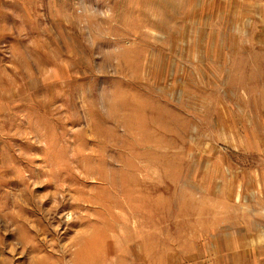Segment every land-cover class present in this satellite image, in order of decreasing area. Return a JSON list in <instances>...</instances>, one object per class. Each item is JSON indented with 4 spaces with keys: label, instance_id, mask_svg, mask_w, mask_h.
Returning a JSON list of instances; mask_svg holds the SVG:
<instances>
[{
    "label": "rangeland",
    "instance_id": "1",
    "mask_svg": "<svg viewBox=\"0 0 264 264\" xmlns=\"http://www.w3.org/2000/svg\"><path fill=\"white\" fill-rule=\"evenodd\" d=\"M263 210L264 0H0V264H244Z\"/></svg>",
    "mask_w": 264,
    "mask_h": 264
},
{
    "label": "crops",
    "instance_id": "2",
    "mask_svg": "<svg viewBox=\"0 0 264 264\" xmlns=\"http://www.w3.org/2000/svg\"><path fill=\"white\" fill-rule=\"evenodd\" d=\"M264 211V210H263ZM248 220L247 222L243 224H238L239 228H237V231L240 233L242 236H238V234H235V237L240 240H244L246 242L250 241H255L254 245L253 242L250 243V246H247V244L244 245V257L246 260H244V264H264V244L263 242L258 243V237L254 236L257 231L260 232L259 236L261 237L262 234L264 233V215L258 219L257 221L254 222V219H246ZM248 223V224H247ZM263 237V236H262ZM262 239V238H261ZM239 240V239H238ZM253 249H255L253 251ZM253 255V256H252ZM236 256L238 257L237 263H241V254L237 251ZM251 257H254L252 259Z\"/></svg>",
    "mask_w": 264,
    "mask_h": 264
}]
</instances>
